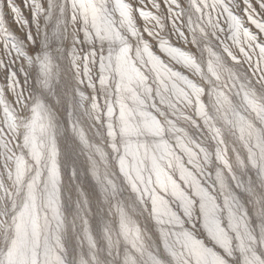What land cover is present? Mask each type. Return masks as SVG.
<instances>
[{"label": "snow or ice", "instance_id": "6c2138e0", "mask_svg": "<svg viewBox=\"0 0 264 264\" xmlns=\"http://www.w3.org/2000/svg\"><path fill=\"white\" fill-rule=\"evenodd\" d=\"M0 264H264V0H0Z\"/></svg>", "mask_w": 264, "mask_h": 264}]
</instances>
